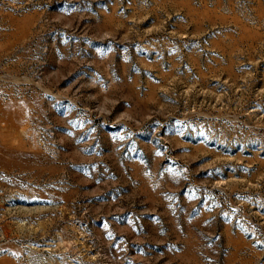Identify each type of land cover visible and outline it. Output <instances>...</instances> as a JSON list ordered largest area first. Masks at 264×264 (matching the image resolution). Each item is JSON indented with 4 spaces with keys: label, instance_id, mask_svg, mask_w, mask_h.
<instances>
[{
    "label": "rangeland",
    "instance_id": "obj_1",
    "mask_svg": "<svg viewBox=\"0 0 264 264\" xmlns=\"http://www.w3.org/2000/svg\"><path fill=\"white\" fill-rule=\"evenodd\" d=\"M0 264H264V0H0Z\"/></svg>",
    "mask_w": 264,
    "mask_h": 264
}]
</instances>
